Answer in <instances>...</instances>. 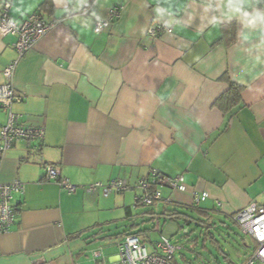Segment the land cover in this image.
Listing matches in <instances>:
<instances>
[{
    "label": "crops",
    "instance_id": "crops-1",
    "mask_svg": "<svg viewBox=\"0 0 264 264\" xmlns=\"http://www.w3.org/2000/svg\"><path fill=\"white\" fill-rule=\"evenodd\" d=\"M4 2L14 20L39 13L50 28L20 57L15 38L0 33V83L3 67L17 60L11 82L20 99L10 110L43 129L42 139L18 138L0 157V183L24 187L12 201L14 221L0 232V264H95L102 227L149 221L158 231L165 205L189 206L201 191L208 196L200 206L232 235L234 212L264 204V4ZM114 6L119 15L95 33ZM155 25L170 31L150 35ZM230 81L242 86L233 106L218 101ZM7 121L0 108V124ZM48 164L76 190L47 179ZM151 170L182 175L186 191L159 186L162 199L140 212L137 183ZM112 179L129 188L107 196L86 190ZM251 241L237 246L244 260Z\"/></svg>",
    "mask_w": 264,
    "mask_h": 264
},
{
    "label": "built area",
    "instance_id": "built-area-1",
    "mask_svg": "<svg viewBox=\"0 0 264 264\" xmlns=\"http://www.w3.org/2000/svg\"><path fill=\"white\" fill-rule=\"evenodd\" d=\"M10 4L4 2L0 5V33L1 35H12L15 38L13 43L18 57L33 47L36 41L44 36L50 28V25L44 21L39 13H32L16 21L8 14ZM119 15V7L114 6L110 9L105 20L97 21L93 30L99 33L107 29L113 19ZM164 28L161 25H155L148 28L150 35H156L158 31ZM17 60H12L2 69L4 81L0 83V108L8 110V121L0 124V157L14 141L18 138L40 140L43 138V129L33 127L21 121L19 114L11 112L12 103L20 99V96L13 88L11 79ZM45 177L55 180L58 185L64 188L68 193L76 190V186L71 184L68 179L60 176L59 168L56 165L48 164L44 167ZM149 177L156 180V184L162 187H168L176 191H186V185L182 175L167 176L151 170ZM147 176V177H148ZM148 186L147 178L142 177L137 188L144 191ZM129 185L124 179H112L107 183L95 182L86 187L89 192L99 190L102 195L107 196L112 192H121L127 190ZM24 187L18 182L4 184L0 183V232L8 229V226L14 221L15 206L12 204L15 194H23ZM159 190L153 193H143L135 196L134 203L149 205L153 199H160ZM208 196L206 191L195 193L193 203L198 205ZM219 204V203H218ZM231 220L238 226L243 235L249 236L255 244L253 251L247 256L244 264H255L257 261H264V204L250 202L245 207L237 210L231 215ZM181 249V244L177 240H171L162 234L150 244V247L136 234H127L123 236L122 242L118 245V252L113 260L106 262L101 250L93 253L95 264H175V254ZM35 262V261H33ZM33 264H38L36 261Z\"/></svg>",
    "mask_w": 264,
    "mask_h": 264
},
{
    "label": "trees",
    "instance_id": "trees-1",
    "mask_svg": "<svg viewBox=\"0 0 264 264\" xmlns=\"http://www.w3.org/2000/svg\"><path fill=\"white\" fill-rule=\"evenodd\" d=\"M241 90H242L241 85H238V84L230 81L228 90L219 98L218 101L219 102L224 101L230 106L236 105V103H238V101L240 99ZM157 172H159V171H157ZM159 173H161V172H159ZM144 178H147L148 186L144 191H141L140 189H138L136 196L143 194L144 192L145 193H153V192L159 190L158 189L159 185L156 184L155 179H152L149 176L148 177L145 176ZM107 182H105V183H107ZM124 191L113 192V193H122ZM160 199H162V196ZM160 199H158V200H160ZM158 200L153 199L152 203L149 205H141L138 203H134V205L136 207H139V206L146 207L147 209L145 211L149 212L150 210H152L151 209L152 206ZM165 202H167V201L165 200ZM169 203H171V202L169 201ZM200 204L196 205L192 202V204L189 206L180 205L177 203H172L171 204L172 207H168L167 205H165L163 207L162 215L164 216V219H173V220L181 221L182 222V228L192 224L194 227H199V228L204 229V233L202 235L201 249H206V246L204 244L205 242L208 241L210 243V245L216 250V253H217L216 255H214L213 253L210 252V258L214 264H222V261L225 264H236V262L230 260V252H229L230 248L229 247L233 246V244L231 243L232 241L234 243H235V241H237L235 239L236 236L237 237L241 236L242 233L240 232L241 233L240 234V233H238V231H234L233 235H232L229 232H227L226 229L224 230L221 226L217 225V222H215L214 219H212L213 214L210 213L208 210L202 208L200 206ZM136 225H138V224H136ZM136 229H137V227L130 229L129 226L125 225L123 228V234H124L123 236H125L127 234H136L134 232ZM144 231H146V230H144ZM183 236L185 238H187L188 246L184 247L180 243L181 249L176 254L179 255L180 259H182L185 262V264H192V261L196 260L200 256L199 253L194 252V247L196 246V244L198 242V237H193L192 239H189L188 238V236H189L188 231H185L183 233ZM228 236L230 237V239H227ZM233 248H234L235 252L237 253L238 248L237 247H233ZM254 248H255V246H254ZM185 251L189 252V255H187V253ZM246 258L243 261V264L245 263ZM174 262H175V264H177L176 256L174 258Z\"/></svg>",
    "mask_w": 264,
    "mask_h": 264
},
{
    "label": "rangeland",
    "instance_id": "rangeland-1",
    "mask_svg": "<svg viewBox=\"0 0 264 264\" xmlns=\"http://www.w3.org/2000/svg\"><path fill=\"white\" fill-rule=\"evenodd\" d=\"M138 191V190H137ZM203 206V205H201ZM147 208L139 206L138 210L140 212H144ZM217 222V221H216ZM159 226V230H155V222L150 223L148 222H140L138 224L137 229L134 231L146 244L150 247V240L154 241L162 234L164 237L171 239V240H178L184 247L187 246V238L183 236L185 231L189 232V239L193 237H198V242L194 247V252L199 253L200 256L192 261V264H214L210 258V252L216 255V250L210 245L207 241L205 242L206 249H201L202 245V235L204 233V229L199 227H194L192 224L185 226L182 228V222L178 220H170L161 218L157 222ZM102 232L100 233V237L97 239V245H95L96 250H101L105 260H109L111 257L117 254L118 252V245L123 240V228L110 225L102 227ZM146 230V231H144ZM237 231V230H236ZM238 233H240L238 231ZM241 234V233H240ZM243 242H246L249 246H253V243L249 236L241 234V236H236L235 243L232 241L231 243L233 246L229 247L230 252V260L236 262V264H242L244 260V255H237L233 247H237ZM237 244V245H236ZM187 255L189 252L185 251ZM177 264H185V262L180 259L178 254H175ZM222 264H225L222 261Z\"/></svg>",
    "mask_w": 264,
    "mask_h": 264
},
{
    "label": "water",
    "instance_id": "water-1",
    "mask_svg": "<svg viewBox=\"0 0 264 264\" xmlns=\"http://www.w3.org/2000/svg\"><path fill=\"white\" fill-rule=\"evenodd\" d=\"M260 4H264V0H258Z\"/></svg>",
    "mask_w": 264,
    "mask_h": 264
}]
</instances>
